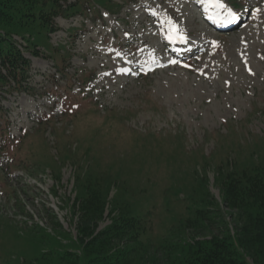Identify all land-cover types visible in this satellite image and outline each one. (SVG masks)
I'll return each instance as SVG.
<instances>
[{
    "label": "rangeland",
    "instance_id": "374dc122",
    "mask_svg": "<svg viewBox=\"0 0 264 264\" xmlns=\"http://www.w3.org/2000/svg\"><path fill=\"white\" fill-rule=\"evenodd\" d=\"M110 4L121 8L91 0L87 17L58 18L49 42L34 32L39 57L16 41L32 91L0 90V135L7 122L14 140L0 151V264H58L46 255L57 240L78 253L73 205L88 182L108 193L99 231L150 212L155 244L176 240L199 200L222 204L219 165L264 156V0ZM230 11L238 26L215 30L209 21Z\"/></svg>",
    "mask_w": 264,
    "mask_h": 264
},
{
    "label": "trees",
    "instance_id": "16d2710c",
    "mask_svg": "<svg viewBox=\"0 0 264 264\" xmlns=\"http://www.w3.org/2000/svg\"><path fill=\"white\" fill-rule=\"evenodd\" d=\"M69 1L0 0V31L5 34L4 37L0 35V90L11 94L32 91L28 85L32 63L13 41V36L24 39L27 49L34 48L29 52L38 57L37 45L31 40L34 32L49 40V36L58 30L56 19L59 17L88 16V0ZM107 1L111 5L112 0ZM115 7L121 8L119 5ZM72 32L77 33L78 30L74 28ZM54 50L59 52L58 48ZM59 57L64 59L62 55ZM59 71L63 73V70ZM68 79L72 80L67 76ZM3 112L4 108L0 105V115ZM1 125H5L0 135L4 141L3 145L0 144V151L3 152L14 140L8 131L9 123L1 122ZM217 171L222 204L215 199L199 200L194 217L179 225L177 239H170L174 234L172 232L158 245L149 235L150 212L118 215L99 231L108 193L105 191L104 194L95 183H85L73 205L80 214L77 240L74 242L78 253L65 249L58 240L57 243L49 242L54 251L46 254L50 256L53 253L47 261L55 258L58 264H264V156L243 166L233 163L230 158L219 165ZM208 197L211 195L208 194ZM223 206L232 217L233 233L223 216ZM54 220H57L56 216ZM217 224L222 225L221 234L197 240L203 231ZM56 226L62 229L58 220ZM35 228L44 231L38 225ZM190 230L195 234L189 242L184 235Z\"/></svg>",
    "mask_w": 264,
    "mask_h": 264
},
{
    "label": "snow or ice",
    "instance_id": "6c2138e0",
    "mask_svg": "<svg viewBox=\"0 0 264 264\" xmlns=\"http://www.w3.org/2000/svg\"><path fill=\"white\" fill-rule=\"evenodd\" d=\"M219 7L223 8V7H225V6L221 4V5H219ZM229 15H230V16H234L235 13H233V12L230 11V12H229Z\"/></svg>",
    "mask_w": 264,
    "mask_h": 264
},
{
    "label": "bare ground",
    "instance_id": "6f19581e",
    "mask_svg": "<svg viewBox=\"0 0 264 264\" xmlns=\"http://www.w3.org/2000/svg\"><path fill=\"white\" fill-rule=\"evenodd\" d=\"M112 72H113L114 74H116V73H118V70L113 69Z\"/></svg>",
    "mask_w": 264,
    "mask_h": 264
}]
</instances>
